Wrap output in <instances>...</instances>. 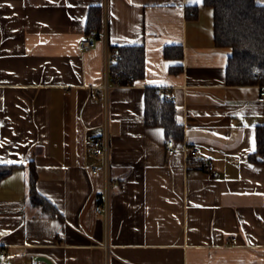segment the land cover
I'll return each mask as SVG.
<instances>
[{
	"label": "crops",
	"instance_id": "crops-1",
	"mask_svg": "<svg viewBox=\"0 0 264 264\" xmlns=\"http://www.w3.org/2000/svg\"><path fill=\"white\" fill-rule=\"evenodd\" d=\"M99 5L102 37L86 50ZM142 45L145 78L110 93L105 217L102 162L88 153L106 127L94 87L106 49ZM230 55L202 0H0V164L16 167L0 183V264H264V102L259 85H227ZM149 89L174 101L182 140L147 126ZM30 166L57 213L33 205Z\"/></svg>",
	"mask_w": 264,
	"mask_h": 264
},
{
	"label": "trees",
	"instance_id": "trees-1",
	"mask_svg": "<svg viewBox=\"0 0 264 264\" xmlns=\"http://www.w3.org/2000/svg\"><path fill=\"white\" fill-rule=\"evenodd\" d=\"M214 12V41L219 48L231 49L226 66V82L229 86H264V3L259 0H202ZM187 17L196 18L198 7L191 6ZM103 32V6L89 9L86 36L101 40ZM112 49L111 72L121 74L124 82L131 77L144 79L146 75V53L142 46H125ZM181 46H167L164 55L167 59L183 58ZM174 71V70H173ZM146 124L163 128L167 139L184 138L183 127L177 123L176 106L172 99L159 98V89H149L145 96ZM257 152L264 153V128L261 127L257 138ZM16 167L0 164V183ZM38 174L30 166V193L33 205L41 208L42 213H57V209L37 190Z\"/></svg>",
	"mask_w": 264,
	"mask_h": 264
},
{
	"label": "built area",
	"instance_id": "built-area-1",
	"mask_svg": "<svg viewBox=\"0 0 264 264\" xmlns=\"http://www.w3.org/2000/svg\"><path fill=\"white\" fill-rule=\"evenodd\" d=\"M82 47L86 50L94 48L97 44V40L94 37H85L82 39ZM112 49H106V59L104 64V76L102 82L94 87V93L102 100L104 105V114H105V130L103 135L101 136H92L88 137V153L99 158L101 160V165L93 168V174L102 173L105 181L104 193L101 199V202L97 205L96 210L98 213H102L105 217L109 216L110 212V188L112 184L111 180V143H110V134H109V118H110V93L113 88H121L126 86H131L135 83V79L133 77L130 78L128 82H124L121 78V74L117 73L113 75L111 72V55ZM118 58V50L116 49ZM159 98H167L171 99V97L167 96L164 90H159ZM259 101L264 102V86L261 87ZM167 148L170 153H175L178 150L177 144L175 140H169L167 143ZM187 152L191 155H197L198 150L194 147H187ZM209 170L213 171L214 166L208 165ZM6 255V251L1 252L0 256Z\"/></svg>",
	"mask_w": 264,
	"mask_h": 264
},
{
	"label": "rangeland",
	"instance_id": "rangeland-1",
	"mask_svg": "<svg viewBox=\"0 0 264 264\" xmlns=\"http://www.w3.org/2000/svg\"><path fill=\"white\" fill-rule=\"evenodd\" d=\"M105 7H106V4H105Z\"/></svg>",
	"mask_w": 264,
	"mask_h": 264
}]
</instances>
